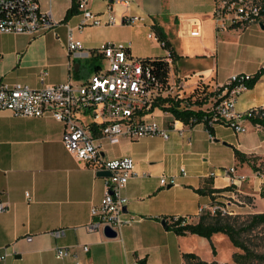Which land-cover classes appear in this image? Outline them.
Instances as JSON below:
<instances>
[{
	"label": "crops",
	"instance_id": "0c3cea01",
	"mask_svg": "<svg viewBox=\"0 0 264 264\" xmlns=\"http://www.w3.org/2000/svg\"><path fill=\"white\" fill-rule=\"evenodd\" d=\"M108 1L90 0L89 7L103 13L105 18ZM131 1L130 12L141 15L142 21L135 25H90L82 30L75 29V37L81 40L84 48L70 56L67 26L75 27L80 16L76 14L67 21L62 19L72 0H66L61 19H55L52 7L42 8L39 0L41 10L51 12L60 24L54 31L39 35L0 33V81L39 88L87 78L95 70L91 61L97 56L94 54L96 48L106 41L128 43L131 53L139 58L165 56L168 51L157 37H148L149 32H155V24L179 55L171 71L173 77L184 82L186 92H191L200 80L210 85L224 84L234 74L247 73L235 72L219 79V54L225 53L231 41L218 37L217 33L225 30L216 28L215 0ZM121 12V7L115 8L117 19ZM197 22L201 24L199 36L191 32ZM258 25L263 45H256L253 36L244 39L250 51L245 59L257 60L255 69L248 74H254L264 63V30ZM241 29L237 28L239 36L244 32ZM97 63L100 64L99 56ZM42 71L46 72L43 82ZM262 105L264 74L252 89H246L238 97L236 109L243 112ZM198 125L201 128H197ZM198 125L185 127L184 136L171 131L169 140L147 136L135 141L122 139L118 144L106 146L107 158L131 156L134 159V175L123 193L128 199L126 217L134 215L136 220L122 228L120 237L110 239L99 232H88L84 227L92 220L91 207L104 194V178L65 149L61 140L63 125L49 116H15L0 109V202L7 204L0 212V256L3 257L0 264H136L137 259L143 257L147 264H173L170 244L164 240L168 237L174 241L177 264H185L184 253L197 254L190 243L203 237L177 235L161 224L162 219L169 221L182 216L187 222L196 223L199 204L213 198L235 200L240 192L254 195L256 205L264 195L259 192L264 178H254L255 172L250 176L256 185L254 190L244 188L242 181H238L232 190L208 192L231 185L222 172L230 166H236L238 171L239 160L234 148L247 155L258 154L255 149L243 150L239 143L231 144L217 135V127L223 125H214L213 135L203 124ZM199 131L205 136L208 148H229L234 164L219 165L222 169L214 170L211 169L214 163L208 159L201 160V164L192 161L193 155L206 154L199 150L201 145L194 142ZM111 146L115 147L107 149ZM180 167L186 169L185 176L179 173ZM161 176H174L175 184L162 185ZM197 189L206 193H199ZM56 228H63L64 235L54 237L49 233ZM26 236H32V240L27 241ZM84 245L88 246L87 251ZM58 246L69 247L76 256L65 261L57 259Z\"/></svg>",
	"mask_w": 264,
	"mask_h": 264
},
{
	"label": "built area",
	"instance_id": "2783aa9c",
	"mask_svg": "<svg viewBox=\"0 0 264 264\" xmlns=\"http://www.w3.org/2000/svg\"><path fill=\"white\" fill-rule=\"evenodd\" d=\"M76 2L79 22L75 27L67 26L70 56L84 48L81 40L75 37V29L82 30L90 25H135L142 21L141 15L130 12L131 0H109L105 18L103 13L89 7L90 0ZM117 7L122 8L119 19L115 15ZM260 11L261 4L251 0H215L213 18L217 29L236 25L245 28L257 23ZM59 24L60 21L53 19L51 12L41 10L39 0H0V33L39 35L54 31ZM191 32L199 36L201 24H194ZM55 36L58 38L57 33ZM154 36L155 32L148 33V37ZM94 54L99 56L100 64L81 80L69 79L39 88L0 81V109L8 110L15 116H49L60 122L65 149L96 174L101 171L110 173L103 176L104 194L91 207L92 220L84 227L88 232L103 234L104 228L109 226L120 237L122 228L136 220L134 215L126 217L128 199L123 193L134 175V159L131 156L107 158V145L118 144L122 139L135 141L147 136L169 140L171 131L184 136L185 127L192 128L196 119L191 117L187 123L176 119L174 113L164 107L169 103L178 102V109L188 107L200 110L208 126L219 124L231 127L236 133L245 132V122L255 117L264 106L243 112L236 109L238 97L247 89L245 82L251 77L248 73L234 74L224 84L210 85L201 80L206 88L190 96L192 92H186L184 82L172 76L173 58L169 51L165 58L169 67L166 81L155 74L151 64L134 56L128 43L106 41L96 48ZM45 75L46 72L42 71V82ZM160 99L167 101L159 104L157 101ZM254 126L257 129L261 127L258 124ZM179 173L185 176L187 171L180 167ZM222 174L230 179L231 184L244 178L237 173L236 166L224 168ZM160 183L164 186L175 184V177L161 176ZM26 196L29 197V194L26 193ZM234 204L233 199L213 198L199 204L197 214L236 215ZM6 205L0 202V212L5 210ZM49 233L59 237L64 235V229L56 228ZM25 239L31 241L32 236ZM83 249L87 251L88 246L84 245ZM55 256L65 261L76 254L69 247L58 246ZM2 258L0 256V260Z\"/></svg>",
	"mask_w": 264,
	"mask_h": 264
},
{
	"label": "rangeland",
	"instance_id": "374dc122",
	"mask_svg": "<svg viewBox=\"0 0 264 264\" xmlns=\"http://www.w3.org/2000/svg\"><path fill=\"white\" fill-rule=\"evenodd\" d=\"M251 1L261 4L262 0ZM65 2L66 0H41V6L45 9H49L52 7V9L54 10L55 19H61L65 7ZM258 23H264V17H260L257 23H251L248 29L242 28L241 30H244V32L241 33L240 36L238 35L239 31L237 30V28H235V30H230V27L225 29H218L225 30L222 33H217L219 38L231 41V44L228 45V49L224 51L225 53H223L222 55L221 53L219 54V79H225L227 75L233 74L235 72L250 73L253 71V69H255L254 67L257 65V60L252 58H248V60L245 59V57H248L246 54L250 51L246 47L244 39L253 36L255 40L254 43L256 45H263V40L261 37L262 32L258 29ZM223 48L224 47H222V49ZM259 90L261 91V89ZM244 92L245 91H243V93ZM257 92V90L254 91L255 94ZM245 125L246 131L242 133H236L231 127L227 126L217 127L216 133L217 135H220L221 137H224L231 141V144L239 143L243 150L249 151L255 149L258 155H250L257 156L258 159L256 160V163L257 166H260L261 174H255L253 176V170L248 162L242 164L239 161L237 171L239 175L244 176V178L240 180L242 181V186L244 188L254 190L256 185H254L255 183H252L251 178H264V127H260L257 129L250 121L245 122ZM197 128H201L200 125H198ZM204 137L205 136L200 131L195 134L196 140H194V142L200 144L201 147L199 148V150L206 152V154L202 156L193 155L192 161L201 164V160L208 159L209 162L214 163L211 167V169L214 170L222 169V167H220L219 165L228 166L234 164L232 151L229 148H224L222 146L218 148H208V142ZM213 137H215V139H218L217 136ZM114 147L115 146H111L107 149L110 150ZM259 192L264 193L263 184L260 185ZM253 198H255L254 195L237 192L236 199L234 200V208L236 209L237 214L231 216L235 217L238 222H242L246 220L250 214L258 212L256 210L262 209L263 211L261 212H264V195L261 196L256 205ZM259 207L261 209H259ZM241 239L256 254H264V223L255 227L251 231L242 233ZM164 240H166L170 244L173 264H177L174 252V241L169 237ZM212 240L211 241L216 249L215 255H213L212 253L210 241L208 239L202 238V240L190 243L196 250L199 258L207 261L209 264H234L232 260V254L234 252L243 253V250L234 247L228 236L224 233L215 234ZM246 264H264V259L251 258L247 260Z\"/></svg>",
	"mask_w": 264,
	"mask_h": 264
},
{
	"label": "trees",
	"instance_id": "16d2710c",
	"mask_svg": "<svg viewBox=\"0 0 264 264\" xmlns=\"http://www.w3.org/2000/svg\"><path fill=\"white\" fill-rule=\"evenodd\" d=\"M78 13L77 2L76 0H72L70 7L66 10L65 15L63 17V21H67L72 16ZM260 16L264 17V0L261 1V11ZM264 24V23H263ZM230 28H241L239 25L231 26ZM155 36L160 41L161 45L169 51L170 55L173 58V62H175L179 55L172 48L171 43L169 42L166 34L163 30L157 25H154ZM165 56H156V57H143L142 60L146 63L152 65L155 74L162 80L166 81L169 74V67L165 60ZM92 67L93 69L98 68L99 64L97 63V56L92 58ZM264 74V63L261 67L254 73L251 74L249 80L245 82L247 89H252L260 77ZM206 86L203 85L200 80L194 89L191 91V95H196L199 92L203 91ZM167 99H160L157 101L159 104H164ZM201 103L200 101H198ZM178 102L175 104L169 103L168 106H164L166 110H169L174 113L175 118L187 123L191 117H194L196 121L195 124H203L204 128L208 130V132L213 135V127L208 126L206 120L204 119V113L202 111H195L188 107H184L182 109H178ZM250 122L253 125H260L264 127V107L259 109L258 114L255 117L251 118ZM235 157L241 162H248L251 166L253 172L260 175V166H257L256 160L257 156L247 155L244 152H241L239 149L234 148ZM233 184L225 187V188H216L209 190V193L213 192H221L224 190H232ZM199 193H206L203 189L196 190ZM165 221L166 229L173 231L177 235H186V234H195L200 237L206 238L210 241L211 250L213 255L216 254L215 246L211 241V237L215 233H224L228 236L231 243L234 247L243 250V253L234 252L232 254V260L234 264H246L247 260L251 258H261L264 259V254H256L253 250H251L247 244L241 239V235L244 232H248L253 230L255 227L264 223V212H256L252 213L248 216V218L242 222H238L237 219L233 216H222V215H211V214H202L199 216V220L196 223L187 222L186 217H177L176 219L170 218L169 221L167 219H162ZM185 264H209L207 261L202 260L199 256L193 252H188L183 254ZM136 264H147L146 257L139 258L136 261Z\"/></svg>",
	"mask_w": 264,
	"mask_h": 264
},
{
	"label": "water",
	"instance_id": "95a60500",
	"mask_svg": "<svg viewBox=\"0 0 264 264\" xmlns=\"http://www.w3.org/2000/svg\"><path fill=\"white\" fill-rule=\"evenodd\" d=\"M260 28H261L262 30H264V24H263V23H260ZM97 175L103 177V176H109L110 173H109V172H106V171H101V172H98ZM161 224H162L164 227L166 226L164 220H162ZM103 234H104L105 237L110 238V239H112V238H116V237H117V233H116V231L112 230L109 226H106V227L104 228V230H103Z\"/></svg>",
	"mask_w": 264,
	"mask_h": 264
}]
</instances>
